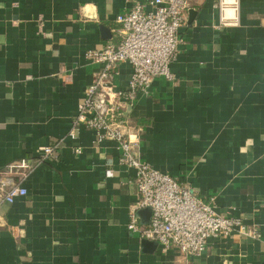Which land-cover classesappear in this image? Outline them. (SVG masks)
I'll return each mask as SVG.
<instances>
[{
    "label": "crops",
    "instance_id": "0c3cea01",
    "mask_svg": "<svg viewBox=\"0 0 264 264\" xmlns=\"http://www.w3.org/2000/svg\"><path fill=\"white\" fill-rule=\"evenodd\" d=\"M135 1L145 0H92L89 19L87 0H0V172L22 171L10 176L27 191L0 203V264H264V0H239L233 28H215L216 0H189L174 79H154L125 112L140 128L139 158L212 198L248 236L210 239L190 256L143 245L127 224L134 213L146 226L147 212L117 145L85 128L66 136L97 70L86 51L118 43L115 17ZM129 76L121 64L116 85ZM55 143L41 161L39 148Z\"/></svg>",
    "mask_w": 264,
    "mask_h": 264
},
{
    "label": "built area",
    "instance_id": "2783aa9c",
    "mask_svg": "<svg viewBox=\"0 0 264 264\" xmlns=\"http://www.w3.org/2000/svg\"><path fill=\"white\" fill-rule=\"evenodd\" d=\"M188 1H135L129 9L116 15L118 43L110 38L102 47L85 53L86 60L96 65L97 70L78 103L66 135L74 141L77 131L85 128L95 133L96 142L110 141L117 145L118 162L134 171L140 208L151 209L150 222L144 227L137 226L136 217L131 213L128 232L156 241L163 253L175 250L184 256L200 254L210 239L250 234L239 219L216 212L212 198L208 202L200 199L186 185L154 169L135 153L140 128L131 126L126 107L137 93L147 94L154 79H174L170 64L177 55L178 33L186 22ZM216 8L215 28L239 25V0H216ZM125 63L130 67V76L126 86L120 88L115 79L120 65ZM58 147L56 143L40 147L41 161L52 157ZM72 151L81 153L78 147H72ZM14 168L9 166L0 172V203L12 204L26 195V189L10 176L24 177L25 174Z\"/></svg>",
    "mask_w": 264,
    "mask_h": 264
},
{
    "label": "clouds",
    "instance_id": "9594fccd",
    "mask_svg": "<svg viewBox=\"0 0 264 264\" xmlns=\"http://www.w3.org/2000/svg\"><path fill=\"white\" fill-rule=\"evenodd\" d=\"M80 12L84 17L94 19L97 14L96 5L92 2V0H87V2L81 4ZM251 143L252 141L250 139L246 141L247 145H250ZM240 150L243 152L246 148L242 147Z\"/></svg>",
    "mask_w": 264,
    "mask_h": 264
},
{
    "label": "water",
    "instance_id": "95a60500",
    "mask_svg": "<svg viewBox=\"0 0 264 264\" xmlns=\"http://www.w3.org/2000/svg\"><path fill=\"white\" fill-rule=\"evenodd\" d=\"M143 212H147V218L146 220H144V225H148L150 222V218H151V209L150 207H144L142 208ZM143 245H150L151 247H156L157 246V242L153 241V240H149V239H144L142 238L141 240Z\"/></svg>",
    "mask_w": 264,
    "mask_h": 264
}]
</instances>
